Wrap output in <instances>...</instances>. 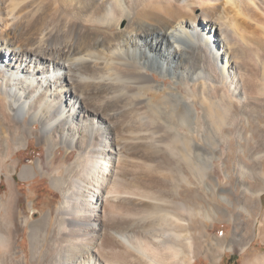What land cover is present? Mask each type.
<instances>
[{"label":"bare ground","instance_id":"bare-ground-1","mask_svg":"<svg viewBox=\"0 0 264 264\" xmlns=\"http://www.w3.org/2000/svg\"><path fill=\"white\" fill-rule=\"evenodd\" d=\"M154 68L180 85L159 86ZM31 136L57 153L48 170L64 165L51 175L60 202L29 221L16 155ZM255 136L260 149L246 156ZM210 139L237 145L264 180V0H0V264L194 262L196 209L180 214L187 199L157 192L178 154L193 174L181 178L197 187L207 171L190 151ZM41 173L36 162L20 177ZM248 255L245 264H264Z\"/></svg>","mask_w":264,"mask_h":264},{"label":"rangeland","instance_id":"rangeland-1","mask_svg":"<svg viewBox=\"0 0 264 264\" xmlns=\"http://www.w3.org/2000/svg\"><path fill=\"white\" fill-rule=\"evenodd\" d=\"M147 72L157 81L156 83L161 87L173 86L177 88L180 85L169 73L158 72L156 68L148 69ZM180 92L185 95L188 102L193 101V98L190 97V91L187 88L181 90ZM193 109L195 115H199L201 113V108L194 106ZM180 128V131L183 132L184 129L181 126ZM199 133L201 135V132ZM258 137L259 136H255L254 138L257 145L256 143L254 144L255 140H253L250 141L248 147H246V156L248 154H255L257 150L260 149L258 148V143L261 144V137H259V139ZM210 140L208 141V143H206L207 140H204L203 142L201 141L199 144L200 150L198 148V150L194 149L193 154L192 150L190 151L191 156H198L197 159L201 156L202 159L199 158L198 162L204 163L205 165H202L206 166V173L209 172L208 175L205 173L201 175V177H197L198 179L200 178V181L198 180L197 187L191 184V182H187L185 179L181 178L184 175L188 177H191L190 175H192L193 177V174L191 169L192 167H190L191 165L180 158L181 156L180 154H178L179 157L178 155H176V157L172 158V160L175 162H170L169 164V169H171L173 172L168 175V182L166 181V183L170 184V186L168 184L166 186L167 192L163 190L161 192H157V195H165V198L171 197L174 199V201L187 199L185 203L187 207L184 210L182 208L183 211H178V213L187 215L191 207L195 208L196 212L198 213L195 214L194 223L191 226L194 247L193 250H195L194 254L196 255V260L194 262H190L189 264H213L214 257L218 254L219 246L224 244L225 246H228L227 250L222 254L221 260L217 264H245L251 257L250 255H248V252H250L251 250L255 251L258 254H264V228L263 225H261V220L264 217V180L263 177L260 176L261 174L258 172L259 170H257L255 165H253V163H251L246 158V156H244V154L238 152L237 145L233 146V148L230 149L228 141H222L218 143V146L215 149L213 148L214 141ZM180 144L181 143L179 142H175L174 147H177L178 150L180 148L181 150L179 151H184L185 153L186 151ZM259 147L261 146L259 145ZM249 148H251V152ZM208 149L210 152L208 151ZM67 154L68 151L62 148L59 156L60 158H66ZM203 154L206 155L207 159V155H209V158L211 160L208 159L207 161L206 158L205 160V156ZM56 155L57 153L55 152L53 154H50L48 152L47 146L43 143H39L35 136H31L26 145L21 148L19 153L16 155V159H18L21 163L19 172L16 174L18 188L25 195L26 199H28V201L22 203V217L26 220L32 221L35 219H39L43 215L45 207L55 206L61 200L60 192L52 184L51 175L54 174L57 168L62 167L64 164L61 163L58 166L56 165V169L54 170H48V167L52 166L53 160L55 161L56 157H58ZM75 157L76 155L69 159L67 164L71 163L75 159ZM204 160L209 163L206 165L207 162H205ZM36 162L42 164L44 173L32 175L28 178H24L22 176L20 177V171L24 166L35 164ZM237 162L242 166L237 164ZM262 169L264 170V166L262 167ZM171 170H168V172L170 173ZM239 175L241 178L239 177ZM211 179H213L214 182ZM171 181H173V185ZM175 187L180 188V196H174V198L171 191ZM4 189L5 183L3 180H1L0 194L5 191ZM244 189L246 190V192ZM247 189L250 191H247ZM256 190L258 192H263V194L261 198L262 203L257 202L255 206V204L251 202V199H256L255 197H253L255 193H257ZM165 192L167 194H165ZM181 192L185 193L181 194ZM169 194L172 196H170ZM225 197H227L228 200L231 201V203L229 201L227 202V199ZM195 198L197 200H195ZM29 202L34 203L35 206L30 207ZM242 207H247L250 211L252 210L254 212V218L250 217L248 213H246L242 209ZM169 210H173V207L171 209L169 208ZM29 232L30 228L28 227L25 230V235L21 238V241L19 243L21 246L19 249V257H23L25 255L24 251L29 250L31 246ZM248 242L250 243L249 246L247 248H244L246 246V243Z\"/></svg>","mask_w":264,"mask_h":264}]
</instances>
